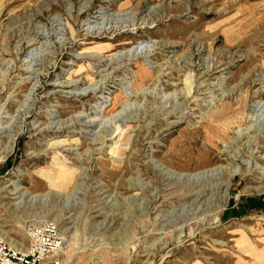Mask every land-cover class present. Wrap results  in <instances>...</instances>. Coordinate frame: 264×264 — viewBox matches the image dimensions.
<instances>
[{"label":"rangeland","instance_id":"rangeland-1","mask_svg":"<svg viewBox=\"0 0 264 264\" xmlns=\"http://www.w3.org/2000/svg\"><path fill=\"white\" fill-rule=\"evenodd\" d=\"M48 221L61 264H264V0H0V236Z\"/></svg>","mask_w":264,"mask_h":264},{"label":"built area","instance_id":"built-area-1","mask_svg":"<svg viewBox=\"0 0 264 264\" xmlns=\"http://www.w3.org/2000/svg\"><path fill=\"white\" fill-rule=\"evenodd\" d=\"M27 234L30 245L26 251L9 245L0 236V264H61L65 240L55 222L33 226Z\"/></svg>","mask_w":264,"mask_h":264},{"label":"trees","instance_id":"trees-1","mask_svg":"<svg viewBox=\"0 0 264 264\" xmlns=\"http://www.w3.org/2000/svg\"><path fill=\"white\" fill-rule=\"evenodd\" d=\"M239 205L241 206V207H246V209L245 210H248V209H250V208H256L258 205L256 204V200H249L248 202L246 201L245 202V200H242L240 203H239ZM243 212V211H242Z\"/></svg>","mask_w":264,"mask_h":264},{"label":"bare ground","instance_id":"bare-ground-1","mask_svg":"<svg viewBox=\"0 0 264 264\" xmlns=\"http://www.w3.org/2000/svg\"><path fill=\"white\" fill-rule=\"evenodd\" d=\"M101 13H102V12H101ZM101 13H100V14H101ZM96 17H97V16H96ZM93 20H94V19H93ZM108 21H109V20H108ZM100 22H101V21H100ZM98 24H99V22H98ZM57 36H58V35H57ZM45 45H46V44H45ZM141 45H142V44H141ZM144 46H145V45H144ZM44 47H46V46H44ZM34 52H35V51H34ZM35 54H36V53H35ZM86 54H87V53H86ZM134 54H135V53H134ZM131 55H132V54H131ZM87 124H88V123H87ZM93 124H94V123H93ZM17 190H18V188H17ZM18 191H19V190H18ZM18 191H17V192H18ZM37 196H38V195H34V197H37ZM28 197H29V195H28ZM16 199H17V198H16ZM17 202H18V201H17ZM20 202H21V201H20ZM18 204H20V203H18ZM18 204H17V203H14V204H13L14 207H13V213H12V215H14V214H15L14 212L17 211V210L19 209V207H18L19 205H18ZM19 248H21V247H19ZM24 248H25V247H24ZM24 248H23V251H26V250H25L26 248H25V249H24Z\"/></svg>","mask_w":264,"mask_h":264}]
</instances>
